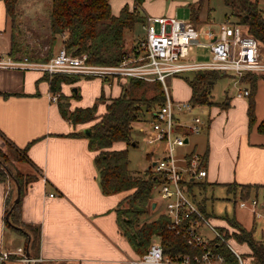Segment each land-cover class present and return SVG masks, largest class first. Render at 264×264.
<instances>
[{"label": "crops", "instance_id": "obj_1", "mask_svg": "<svg viewBox=\"0 0 264 264\" xmlns=\"http://www.w3.org/2000/svg\"><path fill=\"white\" fill-rule=\"evenodd\" d=\"M18 3L21 4L20 0ZM200 14L201 11L197 20L199 24ZM233 22L236 23V20ZM10 23L5 2L0 0V34H5L9 28L11 31ZM208 23L218 27L221 22ZM243 27L248 30L247 26ZM9 34L7 48L10 51L11 32ZM1 52L2 50L0 57L21 58L18 53L12 55L9 52L3 55ZM223 73V76H236L230 71ZM47 74L36 68L0 67V147L3 150L8 145L13 147L15 154L20 155L16 154V158L12 159L13 167L24 174L36 176L27 184L20 199L22 220L40 226L39 248L37 251L29 250L27 255V238L30 236L25 230L12 227L6 221L7 196L14 192L16 197L17 186L12 178L0 181V250L12 253L13 258L8 261L10 264H35L40 261L47 264H131L130 259L141 254L133 249L122 233L117 218L119 200L127 191L111 194L102 191L94 160L96 151L89 147V139L81 134L89 125L66 121L59 107L60 99H51L54 92L50 89ZM86 77L101 79L97 76ZM257 77L253 125H249L247 112L249 97L248 100H243V96H237L236 93V97L227 99L221 109L215 106L213 113L209 112L202 131L191 133L193 136L187 135L186 143L177 148L181 155L191 151L202 155V166L207 174L200 181H204L205 188L207 183L226 184L229 190V184L236 185L237 188L232 191L234 194L238 193L237 204L241 209L246 207L239 204L240 185H258L251 198L257 197L260 191L264 192V133L257 128L264 118V80L261 76ZM105 81L109 85L93 83L89 101H68V109L93 105L92 100L97 97L98 91V96L104 92L106 98L118 95L121 80L110 78ZM235 81L251 91L247 80L236 76ZM114 84L116 87L111 90ZM65 87L64 82L61 84L60 93H64ZM106 103L103 109L99 108L97 114L105 111ZM214 104L218 103L212 101L210 105ZM125 145V142L119 143L116 149L124 148ZM155 152V148L149 149L148 156ZM250 213L254 219L264 220V217H254L251 211ZM234 219L246 229H252L254 239L264 241V225L256 236V232H253L254 221L247 225L237 215H234ZM215 225L220 230L226 228L228 233L237 231L234 226H228L220 219H215ZM6 226L10 228L7 240ZM205 237L209 241L215 239L213 235ZM231 246L243 259L250 260L248 264H252L251 257L243 254L250 251L246 242L238 240L237 246L240 250ZM233 253L235 254L234 251ZM24 256L32 260L27 262L23 259Z\"/></svg>", "mask_w": 264, "mask_h": 264}, {"label": "trees", "instance_id": "obj_2", "mask_svg": "<svg viewBox=\"0 0 264 264\" xmlns=\"http://www.w3.org/2000/svg\"><path fill=\"white\" fill-rule=\"evenodd\" d=\"M18 1L4 0L7 16L11 18L9 52L12 55L17 54L20 50L16 43L14 27L16 19L20 15ZM138 1L141 3L140 0ZM202 2L203 0H200L197 6L190 4L194 18L197 20ZM224 3L230 8L231 15L237 17L236 23L247 26L249 33L264 46V15L257 0H224ZM48 18L50 36L48 51L43 56L35 55V59L48 60L56 53L54 47L60 41L61 47L64 46L69 53H86L89 63L114 65L121 61L126 51L127 30L134 29L136 23H143L145 16L139 7L131 9L127 3L121 7L119 13L114 14L110 0H52ZM136 41L137 39L133 41V44ZM34 58L31 57V59ZM223 75V71L215 69L193 71L191 79L188 78L192 91L189 100L194 104H211L212 101L208 95L209 87ZM47 76L51 91L59 93L62 83L76 79L72 74H47ZM261 77L264 80V74ZM257 78L255 74L250 73L241 77V80H247L250 84L251 91L247 110L250 126L255 123L254 91ZM120 86L119 94L109 98L105 111L100 114H97L96 103L69 110L68 102L63 99L64 94L60 93L61 113L63 116H68L73 123L92 121L89 126L90 133L81 131V134L89 139V147L96 151L94 160L102 191L106 194L127 191L119 200L117 218L122 233L128 238L133 249L138 254H143L150 247L152 240L157 238L166 255L178 256L193 253L195 250L186 240L169 228L170 218L165 210L150 221H142L143 216L152 206V190L158 181V175L151 172V167L146 169L143 174L133 173L129 169L128 146L137 144L132 134L133 124L135 121L149 119L148 117L153 114L154 110L164 102L163 85L159 80L146 81L135 77H126ZM137 89H141V92L137 93ZM147 89L153 91L151 95H146ZM73 95L78 96L75 93ZM100 97H105L104 92ZM257 128L264 133V118ZM117 141H123L127 145L121 149L113 148V143ZM5 159L6 154L0 147V181L12 178L15 185H19L20 195H22L27 184L36 176L24 174L12 165L11 168ZM195 187L205 188L204 181L188 183V191L194 199H196V194L193 191ZM239 187L240 197L249 199L258 185L242 184ZM229 188L233 190L237 186L229 184ZM14 198V192L7 196L6 213L9 215L6 216V221L12 227L25 230V233L30 236L27 238L29 250L37 251L40 243V226L25 223L22 220L21 199L15 202ZM231 224L236 227L237 231L231 233L226 231V236H234L237 240L248 244L250 251L243 254L251 257L252 264H264V241L254 239L252 229H246L234 218L231 220ZM210 244L215 251L223 254L227 261L238 262L233 251L218 238L211 240ZM12 258L11 255L10 260ZM0 264L10 263L0 262ZM35 264L47 263L40 261Z\"/></svg>", "mask_w": 264, "mask_h": 264}, {"label": "built area", "instance_id": "obj_3", "mask_svg": "<svg viewBox=\"0 0 264 264\" xmlns=\"http://www.w3.org/2000/svg\"><path fill=\"white\" fill-rule=\"evenodd\" d=\"M134 7H141V3L135 0L132 8ZM144 16L142 23L145 29L144 36L126 48L121 61L117 64H92L87 61L86 53L72 54L62 46L46 61L30 60L27 56L0 57V67L36 68L50 75L97 76L105 80L135 77L146 81H161L165 94L164 102L150 116V129L144 130V127L141 129L149 144L164 145L160 150L162 157L152 160L155 163L151 165V172L158 175L160 197L151 199L158 200L164 206L170 218L169 228L181 235L195 252L178 256L166 255L160 241L154 238L148 250L130 259V262L228 264L225 256L213 249L201 227L210 228L214 238L221 242H227L226 233L209 222L198 200L188 191L190 181L198 182L207 174L202 166L203 157L197 151L176 156L177 148L186 143V136L201 132L204 121L198 114L190 117L188 121L177 118L176 110L190 111L194 103L190 100L173 99L166 78L180 72L201 69L230 71L238 78L246 73L261 76L264 74V48L259 40L239 23L226 21L219 23L218 27L208 23L201 31L192 22L175 16L147 13H144ZM195 46H207L211 54L210 59L190 60L189 53ZM249 93L247 88L239 89L237 96H247ZM59 96V92H54L51 99L57 101ZM239 204L248 208L254 217H264V202H260L257 197L241 198ZM228 247L237 255V264H246L230 244ZM11 255L8 250H0V262H8ZM23 259L27 262L32 260L27 256Z\"/></svg>", "mask_w": 264, "mask_h": 264}, {"label": "rangeland", "instance_id": "obj_4", "mask_svg": "<svg viewBox=\"0 0 264 264\" xmlns=\"http://www.w3.org/2000/svg\"><path fill=\"white\" fill-rule=\"evenodd\" d=\"M142 13H147L150 15H169L175 16L180 19H184L186 21L192 22L196 25L200 30H202L208 22H231L234 23L233 20L237 21V17L231 15L230 8L224 3V0H203L201 7V14L199 16L201 24L197 23V19L194 18V14L192 13V8L190 4H194L197 6L200 0H140ZM18 3V11L20 15L17 17L15 22V39L17 46L19 47L18 56L23 57L27 56L30 60L36 61H46L41 59H35L34 56L39 54L43 56L47 53L49 47V23H48V14L51 8L52 0H20ZM129 4V6L134 5L135 0H110L111 9L113 13H118L121 7L124 4ZM258 4L264 10V0H258ZM132 7H130L132 9ZM264 15V12H263ZM9 22H11V18L9 17ZM11 24V23H10ZM9 24V26H10ZM10 28L5 34H0V50H2L1 54L7 55L9 53V49L7 45L9 44V33ZM145 34V29L142 26V23H136L134 29L127 30L126 32V40L125 46L128 48L131 44H133L134 40H138L143 37ZM61 42L59 41L55 47V52L61 47ZM210 51L207 46H195L189 53L188 58L190 60L197 61H205L210 59ZM33 57L34 59H31ZM186 59V58H185ZM193 75V71H184L174 75H169L166 78V84L168 85L169 91L173 99L175 100H189L191 97V85L189 83V79H191ZM76 77L73 81L65 82L66 87L64 90L65 101L73 102H87L91 98V92L93 88V83L101 85H109V83L105 80L97 79L95 77H86L82 75H74ZM236 76L226 74L225 76L220 77L216 80V82L209 87L208 95L211 101H214V105L210 104H199L196 103L192 106L190 111H175V115L182 121H188L190 117L198 114L203 118L205 122L208 119L209 112L213 113V111L218 107L221 109V106L225 105L227 99H234L237 91L243 88V84H240L235 81ZM262 81V80H261ZM261 81L259 82L261 84ZM124 80L120 81V84L123 83ZM116 84V83H115ZM113 85L111 90H114L116 85ZM86 91V92H85ZM137 93L141 92V89L136 90ZM152 90H146V95H151ZM74 93H78L79 96H74ZM99 91L97 93V97L93 98L92 102L97 104V112L100 109L104 108V104L108 101L109 98L98 96ZM249 96H243V100H248ZM62 99V100H63ZM100 108V109H99ZM148 116V115H147ZM146 116V117H147ZM66 121H69L68 116H64ZM148 120L135 121L132 127V134L134 140L137 141L136 145L128 146V156H129V169L136 174H143L144 171L151 164L152 160H157L162 157V153L160 150L163 147L162 143H154L149 144L145 139V133L140 129L141 126L144 127V130L150 129V117ZM91 122H86V125H91ZM89 126L84 128L87 129ZM202 131V130H201ZM200 133V132H199ZM202 134V133H201ZM191 136H193L191 134ZM119 143L123 144V141H117L114 143V148H118ZM127 145V144H126ZM125 145V146H126ZM151 148H155L157 152L150 154L148 156V150ZM180 150H182L180 148ZM6 154V162L12 168L14 165L12 159L15 157V151L13 147L8 145L6 150H3ZM159 151V152H158ZM181 153L179 149L176 151V156H180ZM17 156V155H16ZM183 163V162H180ZM12 165V166H11ZM152 171V168H151ZM194 193L196 194V199L200 206L204 209V212L207 215L209 222L215 225V219L223 220L225 223L231 226V220L234 218V215H237L241 219H243L247 225H251L254 221V230L256 232V236L260 234L262 230V226L264 225L263 218L254 219L251 216L250 210L247 208H239L238 201V193L234 194L232 190L228 189L226 184L219 183H207L206 188L196 187L194 188ZM152 196L154 198L160 197V185L156 183V186L152 190ZM257 198L260 202H264V192L260 191L257 194ZM157 201L156 199L152 200V203ZM164 211V206L162 204H157L154 208L151 206L148 209V213L143 216L142 221H150L156 218L159 214ZM216 226V225H215ZM235 227V226H234ZM236 228V227H235ZM226 228H222V231L226 233ZM203 234L206 236L212 237L213 232L207 226L202 227ZM231 233V232H230ZM10 234V228L6 226L5 228V239L7 240ZM214 236V235H213ZM254 237V236H253ZM227 242H223L225 245L228 244L233 245L238 250V240L234 236H226ZM5 240V241H6ZM158 240V239H157ZM8 246V244H6ZM245 263H250V260L247 258L244 259ZM233 264V263H228Z\"/></svg>", "mask_w": 264, "mask_h": 264}, {"label": "water", "instance_id": "obj_5", "mask_svg": "<svg viewBox=\"0 0 264 264\" xmlns=\"http://www.w3.org/2000/svg\"><path fill=\"white\" fill-rule=\"evenodd\" d=\"M85 133H87V134L90 133V129H89V127H88L87 129H85ZM185 141H187V139H185ZM132 143L134 144L135 142L133 141ZM154 163H155V161H152V163L148 166V168H150L151 165L154 164ZM148 168H147V169H148ZM19 200H20V190H19V185L17 184V196L15 197V202H18ZM156 204H157V202L154 201V202L152 203V207L154 208V207L156 206ZM8 215H9V214L7 213V216H8ZM26 254L29 255V246H28V244H27V246H26Z\"/></svg>", "mask_w": 264, "mask_h": 264}]
</instances>
